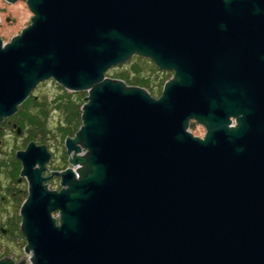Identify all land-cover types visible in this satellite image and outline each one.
<instances>
[{"label": "water", "instance_id": "obj_1", "mask_svg": "<svg viewBox=\"0 0 264 264\" xmlns=\"http://www.w3.org/2000/svg\"><path fill=\"white\" fill-rule=\"evenodd\" d=\"M4 1L33 16L0 38V123L39 82L87 93L68 167L16 154L29 264H264V0ZM134 56L173 72L158 98L106 77Z\"/></svg>", "mask_w": 264, "mask_h": 264}, {"label": "rangeland", "instance_id": "obj_2", "mask_svg": "<svg viewBox=\"0 0 264 264\" xmlns=\"http://www.w3.org/2000/svg\"><path fill=\"white\" fill-rule=\"evenodd\" d=\"M31 16L32 14L24 1L8 4L4 0H0V38L4 42H8L11 37L18 35L22 29L30 24ZM172 75L173 72L160 71L154 67L149 59H143L138 56L132 57L125 64L116 66L106 73L107 77L124 82L126 81V77L137 79L139 81L137 85H127L141 87L149 93L151 92L154 98H158L161 95L164 83ZM86 96L87 93L85 92H68L49 79L37 85L29 97L18 106V111L13 116L16 123L21 125L23 129H26V137L31 138L34 135L31 133L33 129L40 134L36 143L38 145H45L49 149L51 159L47 166H50V170L64 169L69 166L64 147V139L68 137L66 130L67 123L74 121V113L81 114V106L85 102ZM79 126L80 120L76 129ZM76 129L70 137L74 135L77 131ZM189 131H191L193 136L198 137H203L205 133L203 127L193 121H190ZM27 139H25V136L23 139L14 135L13 137L4 136L2 146L4 154L11 153V150L15 149L17 142ZM51 185L54 186L56 183H52ZM8 209L9 207H0V217ZM16 212L17 210L15 214ZM7 213L11 214L12 212ZM15 214L13 222L17 221L16 224H20V215L19 213L18 215L16 214L15 219ZM52 216H56V214L53 213ZM13 228L15 232H13V236L11 237L7 238L6 235L0 234V258L13 257L16 258L17 263L24 262L25 264H29L28 256L23 251L25 245L24 237L18 227L16 230V225Z\"/></svg>", "mask_w": 264, "mask_h": 264}, {"label": "flooded vegetation", "instance_id": "obj_3", "mask_svg": "<svg viewBox=\"0 0 264 264\" xmlns=\"http://www.w3.org/2000/svg\"><path fill=\"white\" fill-rule=\"evenodd\" d=\"M13 116L3 119L0 123V207H9L7 212H12L11 214L6 212L2 217H0V234L6 235L7 238L13 236V232H15L13 231L14 225H16V230L17 227L20 229V224H16L17 221L13 222L14 214L17 210L16 214L18 215L20 207H22L24 201L27 199L28 194V180L25 176L21 175L22 165L16 158V154L17 152H23L29 143L38 145L36 141H38L37 138L40 137V134L34 129L31 130V133L34 134L32 136L33 138L26 137V129H23L21 125L16 123ZM13 135L20 139H23L25 136V139H28L17 142L15 149H12L13 151L11 150V153L4 154V150L2 149L4 143L3 138L4 136L13 137ZM48 164L45 165L46 170L42 173L43 178L49 177L52 172H59L65 169L60 168L50 170L51 168L50 166H47ZM52 183H56V185L52 186ZM43 185H46L50 191H59L61 189L60 179L56 176L45 181ZM4 258L9 257H1L0 260ZM9 259L14 264H18L16 258L10 257Z\"/></svg>", "mask_w": 264, "mask_h": 264}, {"label": "trees", "instance_id": "obj_4", "mask_svg": "<svg viewBox=\"0 0 264 264\" xmlns=\"http://www.w3.org/2000/svg\"><path fill=\"white\" fill-rule=\"evenodd\" d=\"M125 82L127 84H129V85H137V83H139V81H137V79H131V78H128V77H126V81ZM150 94L152 95L151 92H150ZM79 120H80V113H77V112L74 113V121L73 122L70 121V122L67 123V129L66 130L68 132L67 133L68 136H70L75 131V129L77 128V125L79 124ZM72 123H74L73 126H72Z\"/></svg>", "mask_w": 264, "mask_h": 264}, {"label": "bare ground", "instance_id": "obj_5", "mask_svg": "<svg viewBox=\"0 0 264 264\" xmlns=\"http://www.w3.org/2000/svg\"><path fill=\"white\" fill-rule=\"evenodd\" d=\"M32 16H33V14H32ZM32 16H31V17H32ZM106 77H107V76H106ZM39 83H40V82H39ZM39 83H38V84H39ZM125 83H126V82H125ZM38 84H37V85H38ZM126 84H127V83H126ZM37 85H36V87H37ZM36 87H35V88H36ZM35 88H34V89H35Z\"/></svg>", "mask_w": 264, "mask_h": 264}]
</instances>
